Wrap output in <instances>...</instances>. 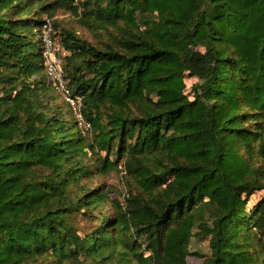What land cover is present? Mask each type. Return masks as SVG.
Returning a JSON list of instances; mask_svg holds the SVG:
<instances>
[{"label": "trees", "instance_id": "obj_1", "mask_svg": "<svg viewBox=\"0 0 264 264\" xmlns=\"http://www.w3.org/2000/svg\"><path fill=\"white\" fill-rule=\"evenodd\" d=\"M56 9L116 33L98 47L51 20L88 140L45 101L39 15ZM95 152L128 180L111 214L81 184ZM258 161L264 0H0V264H187L193 237L204 264H264Z\"/></svg>", "mask_w": 264, "mask_h": 264}, {"label": "rangeland", "instance_id": "obj_2", "mask_svg": "<svg viewBox=\"0 0 264 264\" xmlns=\"http://www.w3.org/2000/svg\"><path fill=\"white\" fill-rule=\"evenodd\" d=\"M52 2L53 0H40L41 5L50 4ZM48 16L52 20L53 24L56 25V27H54V30L57 34L61 30H69L75 32L79 38L86 40L88 43L98 47H103L107 44H111L113 38L116 36V33L112 28H108V30H105L102 28L84 26L80 23V17L70 12H66L62 9H56L55 11H52L48 14H40L39 18L43 19ZM63 58L61 60V66L63 65ZM45 74L46 72L44 71V75ZM64 81L67 84L65 79ZM195 82V78L189 76L185 77L184 83L186 94H190L189 92L191 90V87ZM52 90L54 92L51 91L48 98H45V101L51 104V106L58 108L61 113H63L69 120L74 119L77 121L74 111L66 103L64 97L53 88ZM79 127L82 134H84L85 138H87L88 140L90 138L88 129H85V127H83L82 125ZM98 154L100 156V159L98 158ZM87 156L88 157H84V162H86V165L91 167V174H89L85 179H83L81 181V184L84 185V187H88L90 189H103V193H106L108 195V200L105 201V203L103 204L104 206L102 208V211L104 212V214H111V211L113 212V208H109L107 202L109 200L118 199L119 203L122 204L123 198L126 196V192L129 189L126 185V181L128 180L123 171V167L122 165H118L119 172H101L100 169L97 167L96 163L102 161V158L105 157V153L95 152L93 153V155L89 156L87 154ZM111 160H114V157H111ZM259 161L257 164H261L263 166L264 163ZM261 194L262 192L255 194V197L248 202L247 207H251V205L260 198ZM99 210L100 209H98L94 213L97 214ZM95 225L96 222L93 221L89 222L85 219L79 220L78 234L83 237L85 234L93 230L92 228ZM197 231V229H194V233H196ZM189 251L190 255L186 258L187 264H204V259L207 258L209 255L207 240L200 239L198 237H193L189 243Z\"/></svg>", "mask_w": 264, "mask_h": 264}, {"label": "built area", "instance_id": "obj_3", "mask_svg": "<svg viewBox=\"0 0 264 264\" xmlns=\"http://www.w3.org/2000/svg\"><path fill=\"white\" fill-rule=\"evenodd\" d=\"M40 41L42 45V60L49 85L58 91L66 103L74 111L80 125L89 129L81 116L82 97L71 92L63 79L61 60L65 56L62 45L53 37V27L50 18H44L40 27Z\"/></svg>", "mask_w": 264, "mask_h": 264}]
</instances>
